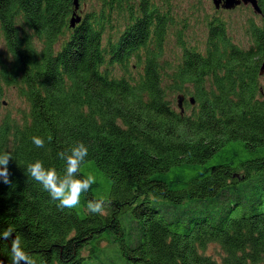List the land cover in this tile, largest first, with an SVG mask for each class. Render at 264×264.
<instances>
[{
	"label": "trees",
	"instance_id": "1",
	"mask_svg": "<svg viewBox=\"0 0 264 264\" xmlns=\"http://www.w3.org/2000/svg\"><path fill=\"white\" fill-rule=\"evenodd\" d=\"M74 1L0 0V85L31 108L0 122V152L12 157L0 232L11 227L36 264H219L204 252L213 242L224 264L264 263V0L248 49L207 17L204 50L184 24L173 60L163 56L173 0H88L73 27ZM183 89L190 114L169 99ZM79 141L89 149L81 173L97 182L61 210L26 167L39 159L62 172L57 153ZM101 196L103 214L90 213ZM10 256L0 240V260Z\"/></svg>",
	"mask_w": 264,
	"mask_h": 264
},
{
	"label": "rangeland",
	"instance_id": "2",
	"mask_svg": "<svg viewBox=\"0 0 264 264\" xmlns=\"http://www.w3.org/2000/svg\"><path fill=\"white\" fill-rule=\"evenodd\" d=\"M163 4L162 0H157V3ZM174 12L177 23L173 25L170 29L169 36L167 37L164 43V58L168 60H173L175 57H182V47H180L177 40L176 30H181L184 24L187 25V32L189 35L186 37V41L190 45H199L201 49L204 50L206 46V40L208 38V19L217 16L220 19H224L226 22L228 34L231 36L232 41L238 47L243 49H248L251 45L252 35L250 31L252 21L259 22L260 18L252 6H245L244 4H238L236 8H216L213 0H173ZM91 8V2L87 0V3L81 4V9L83 16ZM254 19V20H253ZM124 26L121 28V31L124 30ZM226 30V31H227ZM105 39H108V34H104ZM106 43V42H104ZM189 45V46H190ZM0 47L5 51V42L0 33ZM56 48L59 49V44L56 45ZM131 65L134 66V73L142 71L143 66L137 65L136 59H132ZM1 82V81H0ZM264 86V79H263ZM0 122L5 117L14 118L20 122L23 121V117L27 116L30 111V105L27 99L20 94L18 87L14 85H0ZM179 95H186L184 103V111L190 114V110L187 107L188 101L191 97H194L186 89H183L182 92H177L175 94H169V99L174 102L177 110H180L178 97ZM182 112V111H181ZM184 113V112H183ZM105 249L108 251L109 248H113V244H108L104 242ZM110 251V250H109ZM207 255L211 256L213 259L219 262V264H224V257L226 252L222 250L221 245L213 242L208 245L204 251ZM87 253V251L85 252ZM103 257H106L105 253L102 254ZM264 264V263H260Z\"/></svg>",
	"mask_w": 264,
	"mask_h": 264
},
{
	"label": "clouds",
	"instance_id": "3",
	"mask_svg": "<svg viewBox=\"0 0 264 264\" xmlns=\"http://www.w3.org/2000/svg\"><path fill=\"white\" fill-rule=\"evenodd\" d=\"M31 139L38 148L44 147L46 142L41 136H33ZM46 139L50 143L53 137L49 133ZM88 153L86 144L79 141L57 153L58 158L64 161L65 166L62 172L52 166L45 167L44 162L37 159L27 165L25 174L29 179L42 185L51 200L58 201V208L74 209L80 204L81 196L97 182L93 173L89 172L87 175L81 173ZM11 159L10 153L0 152V181L5 184H11V173L8 167ZM105 205L106 199L101 196L88 200L87 209L92 214H103ZM0 240L10 242L11 256L8 264H36L33 257L25 250L21 236L15 235L11 227L0 232ZM0 264H4V261L0 260Z\"/></svg>",
	"mask_w": 264,
	"mask_h": 264
},
{
	"label": "water",
	"instance_id": "4",
	"mask_svg": "<svg viewBox=\"0 0 264 264\" xmlns=\"http://www.w3.org/2000/svg\"><path fill=\"white\" fill-rule=\"evenodd\" d=\"M215 7L216 8H236V6L238 4H244L245 6H252L254 8V11L258 14L261 15L263 10H262V6L259 5V0H213ZM75 10L73 12V16L71 18L70 24L73 27H76L77 23H79L82 20V15L78 13V10L81 6V2H79V0H75ZM264 74V61H263V65L261 67V75ZM184 95H179L178 97V102H179V107L181 108V111H184ZM190 100L192 101L193 104H195V100L194 97H191ZM4 264H6V260L3 259Z\"/></svg>",
	"mask_w": 264,
	"mask_h": 264
},
{
	"label": "flooded vegetation",
	"instance_id": "5",
	"mask_svg": "<svg viewBox=\"0 0 264 264\" xmlns=\"http://www.w3.org/2000/svg\"><path fill=\"white\" fill-rule=\"evenodd\" d=\"M160 11H161V9H160V7L158 8ZM185 99H186V95H185V98H184V103H185ZM185 108V107H184ZM185 110V109H184ZM184 112V111H183Z\"/></svg>",
	"mask_w": 264,
	"mask_h": 264
},
{
	"label": "bare ground",
	"instance_id": "6",
	"mask_svg": "<svg viewBox=\"0 0 264 264\" xmlns=\"http://www.w3.org/2000/svg\"><path fill=\"white\" fill-rule=\"evenodd\" d=\"M264 75V74H263Z\"/></svg>",
	"mask_w": 264,
	"mask_h": 264
}]
</instances>
